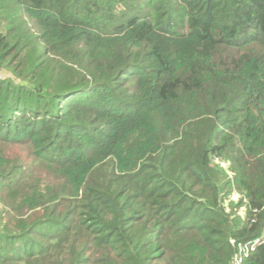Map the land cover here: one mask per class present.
<instances>
[{
  "label": "trees",
  "instance_id": "1",
  "mask_svg": "<svg viewBox=\"0 0 264 264\" xmlns=\"http://www.w3.org/2000/svg\"><path fill=\"white\" fill-rule=\"evenodd\" d=\"M0 70V264L264 237V0H0Z\"/></svg>",
  "mask_w": 264,
  "mask_h": 264
},
{
  "label": "built area",
  "instance_id": "2",
  "mask_svg": "<svg viewBox=\"0 0 264 264\" xmlns=\"http://www.w3.org/2000/svg\"><path fill=\"white\" fill-rule=\"evenodd\" d=\"M3 73L0 70V79L3 78ZM221 166H225L224 161H219ZM230 242L236 245V252L233 255L232 264H241V261L246 257L250 252L254 251L256 246L264 242V237H256L247 241H237L230 239Z\"/></svg>",
  "mask_w": 264,
  "mask_h": 264
},
{
  "label": "rangeland",
  "instance_id": "3",
  "mask_svg": "<svg viewBox=\"0 0 264 264\" xmlns=\"http://www.w3.org/2000/svg\"><path fill=\"white\" fill-rule=\"evenodd\" d=\"M3 71L5 72V73L2 72L3 75L6 76V71H5V70H3ZM225 165H226V164H225ZM237 197H238V195H237L236 193H233V194L231 195V198H232V199H237Z\"/></svg>",
  "mask_w": 264,
  "mask_h": 264
}]
</instances>
